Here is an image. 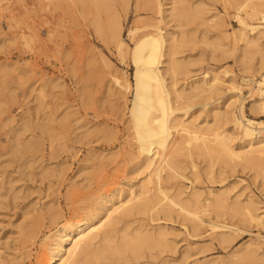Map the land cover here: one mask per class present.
<instances>
[{
	"label": "rangeland",
	"instance_id": "1",
	"mask_svg": "<svg viewBox=\"0 0 264 264\" xmlns=\"http://www.w3.org/2000/svg\"><path fill=\"white\" fill-rule=\"evenodd\" d=\"M121 1L107 0L112 5L110 10L105 4L103 11L98 12L94 6L80 5L76 0H51L52 4L0 0V262L3 264H44L51 242L48 234L61 224L85 217L98 198L120 186L139 184L145 176L136 168V140L128 113L133 91L122 92L113 81V75L123 72L132 82L134 66L128 56L123 59L119 55L107 24L119 15L125 41L132 47L140 29L134 36H128L129 30L135 25L143 26L149 17H155V12L143 5L137 8L138 0H130L125 13ZM163 2L164 8H168L171 0ZM184 5H194L208 21L202 22L198 17L182 25L186 35L194 34L193 39L188 37L191 39L180 45L178 59L189 63L193 78L207 70L219 72L223 84L231 77L241 81L244 72L237 54L243 42L238 41V47H233L235 35L241 32L234 9L224 0H184ZM115 8L118 14L114 16ZM215 12H220L218 18H213ZM97 13L104 26L100 34L91 21ZM33 26L38 39L42 36L43 40L29 41ZM162 27L167 33L178 34L176 22L168 18ZM203 39L217 45L207 44ZM250 52V61L254 63L259 55L253 48ZM250 86L242 90L244 111L249 117L264 120V109L257 106V97L249 91ZM224 88L212 97L188 101L189 113L199 125L212 124V108L222 111L232 108L227 105L229 93ZM222 127L232 134L234 145L242 143L243 138L229 119L223 121ZM187 146L184 144L174 154L182 166L179 171L186 178L162 174L170 192L185 189L183 196H186L191 186L204 195L212 190L224 194L227 206L236 199L245 203L251 197L258 211H264V185L256 168L219 161L209 176V158L195 151L189 156ZM191 157L198 177L193 175ZM224 216L239 227L226 240L211 234L207 227L200 232L186 228L189 220L176 211L168 217L150 218L147 213L122 217L115 226L118 234L126 226L132 230L164 231L166 246L161 250L145 249L139 258L128 256L114 263L264 264V229L241 216L229 213ZM253 246L258 248L255 256L230 262Z\"/></svg>",
	"mask_w": 264,
	"mask_h": 264
},
{
	"label": "bare ground",
	"instance_id": "2",
	"mask_svg": "<svg viewBox=\"0 0 264 264\" xmlns=\"http://www.w3.org/2000/svg\"><path fill=\"white\" fill-rule=\"evenodd\" d=\"M37 1L51 3V0ZM76 1L80 5L94 6L98 12L102 10V5H108L107 0ZM224 1L234 9V18L240 25L241 32H237L238 36L235 35L233 47L238 45V41L243 42L237 59L244 72L241 81L231 77L226 84H223L224 80L217 71L210 73L205 70L201 76L193 78L195 74L190 73L189 63L177 57L180 45L194 34L186 35L182 25L198 17L202 22L208 21L206 16H201L195 10L194 5L188 7L184 5V0H171L168 8H164L163 0H138L135 3L137 8L143 5L151 12L154 11L155 17H149L150 20L143 26L135 25L129 30L128 36H134L140 29L132 47L125 41L123 23L117 15L118 10L115 11L117 8L114 9L113 15L117 16H110L113 19L108 21L107 28L119 55L123 59L129 57L134 66V76L131 82L125 73L120 72L113 75V81L122 92L133 91L128 113L136 140V168L142 170L145 176L139 184L120 186L98 198L85 217L61 224L48 234L51 242L48 244L49 256L44 264H107L108 260V264H115L117 260L127 259L128 256L139 258L143 256L145 249L164 248L167 240L164 231L143 228L132 230L126 226L120 234L116 232L115 226L119 219L133 213H147L152 218L154 215L168 217L176 211L189 220L186 228L200 232L207 227L211 234L220 235L221 240H226L227 235L239 229L237 224L224 216L225 213L241 216L264 229V211H258L251 197L245 203L241 204L236 199L232 205L227 206L224 194L208 190L204 195L195 186H191V191L183 196L185 189L177 188L170 192L163 182V172H167L170 177L177 175L186 178L179 171L182 166L174 158V154L187 144L189 156L195 151L198 155L209 158V176L212 175L214 164L219 161L225 165L240 163L256 168L264 185V120L249 117L244 111L242 98L244 86L251 85L249 91L257 97V106L264 109V0ZM108 6L107 9L110 10L112 5ZM120 7L127 13L130 0H122ZM219 13L215 12L213 18H218ZM98 14L91 21L100 34L104 31V26ZM167 18L176 22L178 34L164 31L162 24ZM37 34L34 26L30 28L29 41H40L42 36L38 39ZM208 40L203 39L207 44L217 45ZM252 48L259 55L254 63L250 61ZM180 74L183 75L181 79L178 78ZM222 87L229 93L227 105L231 104L232 108L226 107L223 111L212 108V124L199 125L189 113L191 105L188 101L195 97H212ZM183 104L186 105L182 106ZM225 119H229L243 138L240 145H234L232 134L222 127ZM191 163L193 175L198 177V169L192 157ZM223 208L227 211H223ZM257 250L254 246L248 247L230 262L236 263L243 257L255 256ZM164 264L169 263L166 261Z\"/></svg>",
	"mask_w": 264,
	"mask_h": 264
}]
</instances>
